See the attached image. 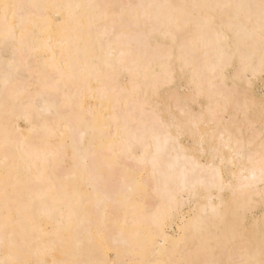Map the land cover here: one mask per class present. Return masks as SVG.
<instances>
[{
	"label": "bare ground",
	"instance_id": "1",
	"mask_svg": "<svg viewBox=\"0 0 264 264\" xmlns=\"http://www.w3.org/2000/svg\"><path fill=\"white\" fill-rule=\"evenodd\" d=\"M263 78L264 0H0V264H264Z\"/></svg>",
	"mask_w": 264,
	"mask_h": 264
},
{
	"label": "rangeland",
	"instance_id": "2",
	"mask_svg": "<svg viewBox=\"0 0 264 264\" xmlns=\"http://www.w3.org/2000/svg\"><path fill=\"white\" fill-rule=\"evenodd\" d=\"M264 79V78H263ZM264 80L261 82V83H259V85H258V87H257V91H258V93H259V95H261V96H263L264 95ZM263 94V95H262Z\"/></svg>",
	"mask_w": 264,
	"mask_h": 264
}]
</instances>
